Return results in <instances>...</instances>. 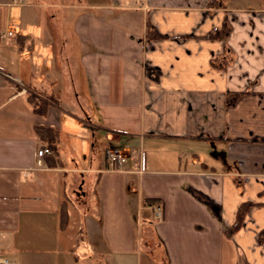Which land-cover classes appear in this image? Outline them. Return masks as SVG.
Segmentation results:
<instances>
[{
	"label": "crops",
	"instance_id": "1",
	"mask_svg": "<svg viewBox=\"0 0 264 264\" xmlns=\"http://www.w3.org/2000/svg\"><path fill=\"white\" fill-rule=\"evenodd\" d=\"M2 30L9 264H143L140 224L161 249L149 264H264V0H0ZM34 125L57 132L40 162Z\"/></svg>",
	"mask_w": 264,
	"mask_h": 264
},
{
	"label": "trees",
	"instance_id": "2",
	"mask_svg": "<svg viewBox=\"0 0 264 264\" xmlns=\"http://www.w3.org/2000/svg\"><path fill=\"white\" fill-rule=\"evenodd\" d=\"M223 31L221 30H211L210 32L207 33V36H222ZM21 36V35H20ZM19 36V37H20ZM26 46L28 48H31V44L29 41H27ZM26 98L28 99V101L31 103L32 105V109L35 113H43V111L45 110V106L46 103L43 100L38 101L37 96L31 92V90L27 92L26 94ZM34 129L38 134V137L45 140L46 144L49 145L50 147H52L54 145V141L56 140L57 137V132L56 130H54L51 127H46V126H40V125H34ZM157 198L154 197H144L143 202L145 203H152L153 201H157ZM247 206V202H242L240 203V205L238 206L237 210H236V215H235V219L234 221L231 223V225L227 228V232H231L234 231L235 229H237V227L240 224V221L243 217V213H244V209ZM60 218L61 220V226L64 227L66 221H67V209H66V205L65 202L62 201L60 204ZM151 264H155V263H151Z\"/></svg>",
	"mask_w": 264,
	"mask_h": 264
},
{
	"label": "rangeland",
	"instance_id": "3",
	"mask_svg": "<svg viewBox=\"0 0 264 264\" xmlns=\"http://www.w3.org/2000/svg\"><path fill=\"white\" fill-rule=\"evenodd\" d=\"M25 1H28V0H25ZM69 1L74 4V3H77L78 0H69ZM44 8L46 10H48L49 7L45 6ZM58 9L59 10L60 9L61 10H65V7L61 6ZM67 9L71 11V14H73L75 12L76 16L81 15V13L84 12V8L81 7V5H79V4H76V7L71 5V7L67 8ZM60 24L65 29H67V26H68L67 23H60ZM63 41H64V39L59 38L58 34L55 33L54 46L56 45L57 42H61V44H62ZM79 128L81 129L83 134L90 133V130L87 127H85L83 124H80ZM128 201L130 203L131 209H135L136 210V201H135V199H133L132 196H128ZM96 227H97V225H96ZM138 230L141 233L140 246H141V250H142L141 251L142 263L143 264H149L150 263V259H152V257L154 255L160 256L158 251L161 252V249L158 246L155 245V237H154V235H153V237L150 235V229L148 227L143 226V225L140 224V227H138ZM134 233L136 234L135 231H134ZM87 234H88L89 238L91 239V240H89L88 244L89 245H91V244L92 245H96L98 243V236H99L98 230H94L93 232H89V230H88ZM93 249H94L93 251H97V252L100 251V249L98 247H96V246L93 247ZM93 254H94V252H93ZM110 264H112V263H110Z\"/></svg>",
	"mask_w": 264,
	"mask_h": 264
},
{
	"label": "built area",
	"instance_id": "4",
	"mask_svg": "<svg viewBox=\"0 0 264 264\" xmlns=\"http://www.w3.org/2000/svg\"><path fill=\"white\" fill-rule=\"evenodd\" d=\"M14 2L16 0H13ZM11 33L10 30H2L0 31V36H5L6 34ZM51 152L50 148L47 145H42L38 147L35 151L36 155V160L40 162L43 154ZM105 159L108 165L113 166L115 164L121 165L125 162L126 160V155L120 151L118 148L113 147V146H108L105 149ZM154 213L155 216L160 218L161 217V205L160 203H157L154 206ZM10 263V258L7 254H5L2 250H0V264H9Z\"/></svg>",
	"mask_w": 264,
	"mask_h": 264
}]
</instances>
